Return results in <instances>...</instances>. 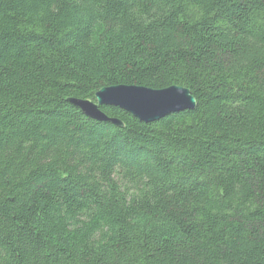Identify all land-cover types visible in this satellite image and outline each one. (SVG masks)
I'll return each mask as SVG.
<instances>
[{
    "label": "trees",
    "instance_id": "obj_1",
    "mask_svg": "<svg viewBox=\"0 0 264 264\" xmlns=\"http://www.w3.org/2000/svg\"><path fill=\"white\" fill-rule=\"evenodd\" d=\"M0 264H264V0H0Z\"/></svg>",
    "mask_w": 264,
    "mask_h": 264
},
{
    "label": "water",
    "instance_id": "obj_2",
    "mask_svg": "<svg viewBox=\"0 0 264 264\" xmlns=\"http://www.w3.org/2000/svg\"><path fill=\"white\" fill-rule=\"evenodd\" d=\"M68 102L84 116L98 123H108L123 128V123L110 118L102 107H115L130 114L142 123H153L169 114L193 110L196 101L186 88L172 86L163 90H152L138 86H116L103 88L95 100L69 99Z\"/></svg>",
    "mask_w": 264,
    "mask_h": 264
}]
</instances>
